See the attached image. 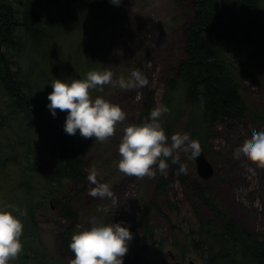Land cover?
I'll return each instance as SVG.
<instances>
[{
    "label": "rangeland",
    "instance_id": "1",
    "mask_svg": "<svg viewBox=\"0 0 264 264\" xmlns=\"http://www.w3.org/2000/svg\"><path fill=\"white\" fill-rule=\"evenodd\" d=\"M10 2V1H9ZM74 2V1H73ZM17 6L16 4H13ZM111 9L108 25L101 36L99 51L92 46L96 55L89 54L91 47L89 37L93 33L92 25L81 17V8L67 5L56 7L49 15L46 36L36 45L41 54L33 50V42L26 43V66L30 76H26L23 65H19L22 77L26 78L32 89L42 95L52 91L51 83L56 78L65 82L83 79L89 70L110 69L118 80L127 78L133 70L139 69L148 80L144 86L122 89L118 85L107 84L102 89H90L94 98L99 95L112 103L118 104L126 112V119L118 122L114 134L101 141L95 137L85 138L86 146L79 153L84 162V179L68 181L64 198L70 200V207L75 221L61 215L57 206L45 207L39 215L40 240L45 247L49 264H70L72 250L65 248L64 236L69 243L74 232L89 228V218L96 216L105 223H122L133 234L129 251L124 255L123 264H172L174 261L191 260L194 264H204L195 250V245L184 253L181 248L172 245L169 226L175 209H180L181 220L187 230L201 218L212 220L219 225L217 215L201 200L194 198L192 187L183 183L174 167H168L165 173L159 171L153 176L143 177L127 175L119 171L118 145L123 128L129 123L140 124L143 116V95L153 93L152 102L161 105L164 91V79L172 74L178 62L184 58L186 36L184 26L190 21L193 8L191 0H121ZM64 10L66 15L64 14ZM61 25L62 29L60 28ZM56 34L57 36H53ZM61 35V36H59ZM85 42V46H84ZM106 49V50H104ZM24 64L25 59L20 57ZM35 62V69L33 66ZM34 71V72H33ZM50 81V82H48ZM243 99L248 109L247 115L240 123L226 122L216 127L211 134L210 149L205 158L211 164L213 173L206 180L198 176L197 166L190 153H175L177 166L186 165V177L195 185L211 189L212 196L228 218L260 238L264 236V168L256 167L250 162L234 159V152L251 139L255 131L264 130V124L256 121L255 113H264V59L259 58L253 67L240 77ZM34 91V92H33ZM4 99L0 92V110ZM6 113V112H5ZM182 121L173 130L174 133H187ZM189 135V134H188ZM155 167V166H153ZM95 170L96 183H107L113 191V198L91 196L90 190L96 183L89 180V174ZM15 173V170H12ZM167 180L166 190L157 189L159 180ZM6 186L0 184V207L6 203ZM16 197H19L15 194ZM113 199L115 203H113ZM153 202L159 212L151 210L149 222L156 228V236L165 240L155 248L153 241L142 239L143 232L138 226L140 217ZM178 211V212H179ZM138 225V226H137ZM220 226V225H219ZM188 235H194L188 234ZM178 239V237H176ZM10 264V262H9Z\"/></svg>",
    "mask_w": 264,
    "mask_h": 264
},
{
    "label": "trees",
    "instance_id": "2",
    "mask_svg": "<svg viewBox=\"0 0 264 264\" xmlns=\"http://www.w3.org/2000/svg\"><path fill=\"white\" fill-rule=\"evenodd\" d=\"M67 5L81 8V17L93 28L91 36L85 37L91 43L90 51L94 44L99 51L108 25L107 11L115 6L110 0H0V89L4 94L0 110V184L7 185L4 206H16L19 211L14 215L23 222L22 251L10 259L11 264H48L39 228V215L45 207L57 206L65 218L75 221L64 193L68 181L84 179L79 153L86 146L85 137L79 130L67 134L63 124L68 110L57 109L53 117L47 108V92L32 94L26 78L11 68V61L24 66L20 57L26 58L28 41L33 42L36 55L41 54L36 45L41 38L55 42L45 35L49 15L56 7ZM192 5L193 16L183 29L184 58L164 79L161 105L169 111L162 115L161 122L171 136L184 121L187 134L199 141L201 151L207 152L217 126L240 123L247 115L240 77L259 58L264 59V0H192ZM33 66L35 69L34 61ZM24 68L30 76L32 71ZM152 99L153 93H144L145 120L156 107ZM255 119L264 124V113L257 110ZM168 163L183 183L192 187L194 198L214 210L222 222L223 227L204 223L197 232V248L205 256V264H264V236L259 239L228 219L210 188L195 185L186 177L187 171L181 172L171 158ZM166 188L167 180L157 182L158 190ZM151 210L159 212V207L151 202L137 225L143 227L146 239L156 234L149 223ZM64 244L69 249L66 235Z\"/></svg>",
    "mask_w": 264,
    "mask_h": 264
},
{
    "label": "clouds",
    "instance_id": "3",
    "mask_svg": "<svg viewBox=\"0 0 264 264\" xmlns=\"http://www.w3.org/2000/svg\"><path fill=\"white\" fill-rule=\"evenodd\" d=\"M120 2L110 0L114 5ZM113 76V72L105 68L102 71L89 70L85 78L72 79L71 82L60 78L52 81L47 108L53 117L57 115V109L68 110L63 124L67 134L74 135L79 130L82 137H95L103 141L114 134L118 122L126 119V112L118 104L99 95L93 98L90 89H102L107 84L128 89L144 86L148 80L139 69L133 70L127 78L121 76L116 80ZM168 111L165 105L156 106L143 123H129L123 128L118 145L117 167L120 172L140 177L153 176L157 171L165 173L169 167L168 158L176 163L178 156L175 153L179 151L190 153V158L200 154L199 141L191 139L187 133L166 134L161 117ZM234 159L264 168V130L255 131L249 141L235 150ZM179 170L186 172V165L182 164ZM88 178L96 183L95 170L90 172ZM89 194L113 198V191L107 183H96ZM16 211L19 209L14 205L0 207V264H9L10 259L16 258L22 251L23 222L14 215ZM89 222V228L74 232L71 236L68 247L72 250L73 258L70 264H123L124 255L129 251V243L133 239L129 227L122 226V223H105L96 216L90 217Z\"/></svg>",
    "mask_w": 264,
    "mask_h": 264
},
{
    "label": "water",
    "instance_id": "4",
    "mask_svg": "<svg viewBox=\"0 0 264 264\" xmlns=\"http://www.w3.org/2000/svg\"><path fill=\"white\" fill-rule=\"evenodd\" d=\"M195 164L197 166V174L203 179H209L212 176L213 169L211 164L205 158L204 152L200 151V154L194 158Z\"/></svg>",
    "mask_w": 264,
    "mask_h": 264
},
{
    "label": "flooded vegetation",
    "instance_id": "5",
    "mask_svg": "<svg viewBox=\"0 0 264 264\" xmlns=\"http://www.w3.org/2000/svg\"><path fill=\"white\" fill-rule=\"evenodd\" d=\"M173 214L175 215V217L177 218L176 220H175V225H176V227H179V223L182 221L183 222V220H181V217H182V213L179 211H173ZM197 225V221H195V223L194 224H192V228H195V226ZM175 233H176V235L178 234V232H177V230L175 231ZM172 264H180L181 263V261L179 260V261H174V257L172 256ZM189 264H193V262L192 261H190L189 262Z\"/></svg>",
    "mask_w": 264,
    "mask_h": 264
},
{
    "label": "bare ground",
    "instance_id": "6",
    "mask_svg": "<svg viewBox=\"0 0 264 264\" xmlns=\"http://www.w3.org/2000/svg\"><path fill=\"white\" fill-rule=\"evenodd\" d=\"M191 2H192V0H191ZM112 8H114L113 6L112 7H110L109 9H108V11H107V18L108 19H110V15H111V9ZM192 8H193V5H192ZM192 16H193V14H192ZM106 18V19H107ZM192 18V17H191ZM96 19H97V17H96ZM58 25L60 26V28H61V25L59 24V22H58ZM89 54H92V55H96L95 53H94V51L92 52V51H89ZM184 55H185V50H184ZM11 63H12V65H11V68L12 69H17L18 71H19V73H20V69H19V63L17 62V61H11ZM16 72V71H15ZM24 73H25V75L27 76V72L26 71H24ZM20 75H21V73H20ZM22 77V76H21Z\"/></svg>",
    "mask_w": 264,
    "mask_h": 264
}]
</instances>
